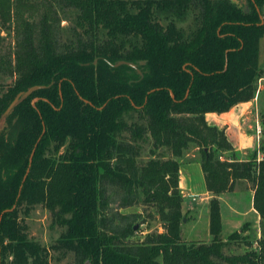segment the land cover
<instances>
[{
	"label": "trees",
	"instance_id": "1",
	"mask_svg": "<svg viewBox=\"0 0 264 264\" xmlns=\"http://www.w3.org/2000/svg\"><path fill=\"white\" fill-rule=\"evenodd\" d=\"M263 8L264 0H0V74L11 79L0 84V264H50V250L73 255L72 264H264V241L256 253L239 233L221 239L219 200L249 182L264 220V159L257 150L243 158L205 120L255 97ZM64 11L73 13L65 29ZM188 13L185 33L176 22ZM34 86L45 88L4 116ZM146 143L151 157L140 163ZM191 150L211 196L209 243L182 236L179 168ZM114 199L119 210L150 207L163 232L133 240L140 214L110 210ZM37 206L63 229L50 248L27 234ZM234 242L251 251L226 254Z\"/></svg>",
	"mask_w": 264,
	"mask_h": 264
},
{
	"label": "crops",
	"instance_id": "2",
	"mask_svg": "<svg viewBox=\"0 0 264 264\" xmlns=\"http://www.w3.org/2000/svg\"><path fill=\"white\" fill-rule=\"evenodd\" d=\"M261 116L262 111L258 97L255 95L251 101L237 104L225 113H208L205 115V120L209 126L225 132L234 151L244 156L257 150L256 161L259 162L263 159V153L258 151L261 135L257 133V128L260 129L259 118ZM189 156L187 154L182 157L179 168V188L183 197L182 211L186 215L188 214L187 216L191 215L190 219L182 226V236L185 242L209 243L211 236L209 234L208 202L211 196L206 190L196 154L191 155V158H188ZM199 181L202 184L200 183L197 187ZM242 192L247 193V202L244 208L240 204ZM198 193L201 194V197L197 196ZM253 194L252 184L246 181H237L232 192L219 197L220 237L223 241H226L233 233L240 234L241 230H246L243 235L253 238L254 242L260 237L263 238L261 218L253 208ZM200 223L203 225V229L199 228ZM248 240L250 239L248 238Z\"/></svg>",
	"mask_w": 264,
	"mask_h": 264
},
{
	"label": "rangeland",
	"instance_id": "3",
	"mask_svg": "<svg viewBox=\"0 0 264 264\" xmlns=\"http://www.w3.org/2000/svg\"><path fill=\"white\" fill-rule=\"evenodd\" d=\"M238 1L240 3L245 2V0H238ZM263 12H264V8H263ZM60 17L62 19L61 26L64 29L71 27L73 25V13H71L70 11H64L63 13L61 12ZM263 20H264V17H263ZM162 24L164 25V23ZM193 24H194V21H193V16L191 13H188V15H186L184 18L176 22V26L185 33H189V31L193 29ZM2 35L5 36V33H2ZM11 41H12L11 37H7L4 48H8ZM262 78H264V75ZM10 82H11L10 78L6 77V75L4 74H0V84H9ZM255 95H257L258 97V102L260 104V109L262 111V117L259 118L260 135H261L259 145H261L264 139V85H260V88L257 90V93ZM150 150H151V144L146 143L143 145L139 159H138L140 163L146 162L151 157ZM194 154H196V157H198L196 150L189 151L188 155L190 156L188 158H191V155H194ZM223 157L225 158L227 157V155L224 154ZM245 157L249 158L248 155L243 156V158ZM263 159H264V153H263ZM200 183H201L200 181L199 183L197 182L196 186L198 187ZM197 196L201 197V194ZM246 202H247V193L242 192L240 204H242L243 208L245 207ZM118 207L119 205L116 199L112 200L110 203V210L118 211L119 213L125 214V215H132L134 213L140 214V218L136 222V225H135V230L137 232L134 235L133 240H138L139 238H143L145 234H147L148 232H158V233L163 232L162 225L160 224L159 220L156 217V214L153 212V210L150 207L139 206L138 208L134 207V208H129L125 210H119L117 209ZM190 216L191 215L187 216L188 219L186 218L187 220L184 221L185 223L190 219ZM25 222L27 224L28 237L32 241L46 248H50V246L55 244L61 232L63 231V229L51 225V216L49 212L43 209L41 206L35 207L31 211V213L29 214ZM261 222H262V227H263L261 229V233H264V220H261ZM199 228L203 229V225L201 223L199 224ZM245 231L246 230H241L240 236L246 237L245 235H243L244 233H246ZM246 238L247 239L249 238L252 243L251 250L255 251L256 253L257 252L260 253L261 249H260L259 243H258L259 248L255 247L254 243L256 242V240L254 242L253 238H250L248 236ZM260 240L264 241V236L263 238L260 237L259 241ZM251 250L247 249L242 242H234L227 246L226 254L240 255L246 251H251ZM72 263H73V255L68 254L67 256L63 257V256H60L59 253H56L50 250V264H72Z\"/></svg>",
	"mask_w": 264,
	"mask_h": 264
},
{
	"label": "water",
	"instance_id": "4",
	"mask_svg": "<svg viewBox=\"0 0 264 264\" xmlns=\"http://www.w3.org/2000/svg\"><path fill=\"white\" fill-rule=\"evenodd\" d=\"M121 65H126V66H129L133 69H136V66L133 65V64H130V63H126V62H119L117 63L114 67H118V66H121ZM45 86H34V87H31L29 88L28 90H26L25 92H21L19 94L16 95V97L14 98V100L11 102V104L9 105V107L7 108L6 112L4 113V116L8 115L9 112L13 109V107L23 98H26L28 96H30L33 92L37 91V90H41V89H44ZM43 134V133H42ZM42 135L39 137V139L36 141L35 145H34V148L31 152V155H30V159H29V167H30V164H31V161H32V158H33V155H34V151H35V148L37 147V144L39 143L40 139H41ZM29 167L26 171V174L23 178V182L25 181V178L29 172ZM1 218V217H0Z\"/></svg>",
	"mask_w": 264,
	"mask_h": 264
},
{
	"label": "built area",
	"instance_id": "5",
	"mask_svg": "<svg viewBox=\"0 0 264 264\" xmlns=\"http://www.w3.org/2000/svg\"><path fill=\"white\" fill-rule=\"evenodd\" d=\"M261 82H262V83H261ZM260 85H264V78H260V79L257 81V83H256V92H255V94L257 93V90L260 88ZM257 133L260 134V129H259V128H257ZM254 246L259 248V246H258V242H257V241L254 243Z\"/></svg>",
	"mask_w": 264,
	"mask_h": 264
}]
</instances>
